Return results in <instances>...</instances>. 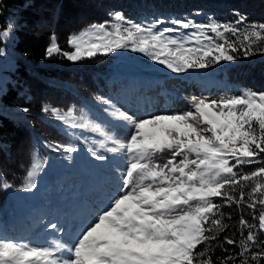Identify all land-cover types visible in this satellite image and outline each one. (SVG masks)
I'll use <instances>...</instances> for the list:
<instances>
[{
  "label": "snow or ice",
  "instance_id": "snow-or-ice-1",
  "mask_svg": "<svg viewBox=\"0 0 264 264\" xmlns=\"http://www.w3.org/2000/svg\"><path fill=\"white\" fill-rule=\"evenodd\" d=\"M108 16L110 19L69 34L71 51H62L53 34L45 57L60 54L76 62L98 53L130 49L179 73L204 68L209 63L231 62L238 48L247 57L253 45L264 42V22H253L242 30L239 25L246 17L239 13L235 21H218L212 16L205 23L173 18V27L163 26L161 19L136 22L120 11L109 12ZM181 29L192 31L181 33ZM229 33L236 39L232 40ZM8 35V29L0 30V36ZM255 50L264 52V47ZM98 99L112 106L110 115L127 130L121 137L99 124L93 125L92 130L102 139L98 147L88 145V151L98 160L105 159L98 150L101 148L126 155V166L119 176L122 186L117 185L108 202L82 222L71 242L32 246L0 238V264H213L207 255L210 250L197 248L215 239L207 233L227 227L220 218L222 204L244 203L253 210L254 219L257 204L264 206V167L244 174L236 171L237 166L257 162L264 154V91L243 89L219 99L193 97L189 110L146 112L139 117L121 111L109 99ZM42 111H51L65 125L78 126L71 107L62 112L45 105ZM79 126L88 127L89 122ZM52 147L57 150L60 146ZM62 147L67 153L75 151L70 144ZM164 151L171 156L162 165L154 163ZM41 166L33 163L25 189L35 187L34 176ZM246 181L254 182L247 200L243 190ZM3 187L11 185L5 182ZM237 187L239 198L235 195ZM215 198H221L222 204ZM239 224L248 229L247 236L239 242L240 251L236 256L218 257V264H234L237 256L241 257L240 264H260L264 260V248L251 251L248 258V242L257 241L253 228L264 232V210L259 212L258 226L248 224L243 217ZM47 227L61 231L58 223ZM225 241L229 245L236 243L228 237Z\"/></svg>",
  "mask_w": 264,
  "mask_h": 264
},
{
  "label": "trees",
  "instance_id": "trees-1",
  "mask_svg": "<svg viewBox=\"0 0 264 264\" xmlns=\"http://www.w3.org/2000/svg\"><path fill=\"white\" fill-rule=\"evenodd\" d=\"M120 11L127 19L136 22L151 23L161 19L165 27L173 18L191 19L196 23L207 22L212 16L218 21H235L239 13L246 17L239 27L243 30L253 22H264V0H0V30L9 28L13 35L10 43V54L13 66L8 71V79L0 91V230L11 226L13 209L7 199L6 182L17 189L26 182L27 172L38 157H55L62 150H53L52 145L63 146L69 142V136L57 124L66 126L55 119L51 111H42L48 105L61 111L69 107L74 109L77 123L102 119L113 111L111 105L103 103L98 97L115 101L138 98L143 92L136 89L151 88L153 85L163 86L167 78L175 81H188L206 72H215L221 85H234L240 90L252 89L264 91V52L256 51V47H264V42L253 45L251 55L245 57L243 50L232 53L236 59L209 63L204 68H190L174 74L170 69L163 71L162 79L139 78L128 71L121 72L119 58L114 54H97L92 58L81 61H69L60 54L45 57V48L54 34L62 51L70 46L67 37L93 22L110 19L109 12ZM160 27V26H157ZM192 29H181V33ZM180 34V33H175ZM174 35V34H173ZM209 35H214L209 33ZM232 40L236 37L228 34ZM2 39L0 36V45ZM178 75V76H177ZM198 82V81H195ZM193 83V82H192ZM199 89H207L209 83H194ZM178 91V90H177ZM149 95V94H148ZM123 98V99H121ZM28 108V112L22 109ZM91 127H74L76 135H89ZM264 154L259 161L252 164L237 166L240 174L248 173L257 167H264ZM72 174L60 172L37 193V198L48 203L53 198L48 195V185L59 188L64 180ZM57 182V184L55 183ZM254 186L253 181L244 182L245 199ZM239 187L235 195L239 198ZM215 202L222 204L221 198ZM264 206L257 204L256 218L253 210L242 203L223 205L220 217L227 227L221 231H213L207 235L215 236L206 243L198 246L197 251L208 248L207 253L213 264H218L217 258L227 255L236 256L240 251L239 242L246 237L247 228L239 224L243 217L248 224L258 226V215ZM257 236L255 244L248 242L251 251H260L264 245V232L258 227L253 228ZM29 232L25 229L23 234ZM1 234V233H0ZM17 234H10L9 239H16ZM225 237L236 241L229 245ZM257 245H260L259 247ZM241 257L236 258L234 264H240ZM228 264H233L229 261ZM264 264V260L260 262Z\"/></svg>",
  "mask_w": 264,
  "mask_h": 264
},
{
  "label": "rangeland",
  "instance_id": "rangeland-1",
  "mask_svg": "<svg viewBox=\"0 0 264 264\" xmlns=\"http://www.w3.org/2000/svg\"><path fill=\"white\" fill-rule=\"evenodd\" d=\"M5 29L9 30V35L1 36L0 91L8 79V71L13 66L10 54L13 35L9 28ZM71 50L70 46L67 51ZM112 54L119 58L118 64L121 72L128 71L131 75L142 79L157 77L160 80L163 77L161 73L168 69L143 53L133 52L130 49H117ZM186 79L188 81H175L167 78L168 82L163 81V86L138 87L136 91L143 92L141 96L128 98L127 102L117 100L115 101L116 108L126 111L133 117L142 116L146 112L160 114L166 110L186 111L191 108L193 97L219 99L238 94L241 91L234 85L215 87L220 84L215 72H206L197 78L187 76ZM194 83H209V87L201 90ZM79 124L77 123V125ZM95 124L101 125L110 132L118 133L121 137L127 130L120 126L111 115L102 119H94L88 127L92 128ZM57 126L69 136V142L65 145L74 146L75 151L67 153L61 146L59 149L62 151L55 157H38L35 163L42 166L34 176V188L25 189L26 182L17 189L6 188L7 199L13 209L11 221H9L12 224L0 230V238L9 239L8 236L14 232L17 234L16 241L29 243L32 246H51L55 241L71 242L82 222L86 218L90 219L91 214L98 207L108 202L110 196L117 191V185L122 186L119 176L126 166V155L108 153L101 148L98 150L101 155L105 156V159L98 160L88 151V145L98 147L97 142L102 139L99 133L91 129L89 135L79 137L76 135L74 127L61 126L60 124ZM109 146L111 145L109 144ZM170 156L169 151H164L158 154L153 162L162 165ZM60 172L72 174V179L64 180L59 188L49 184L48 195L45 196L50 194L53 200L43 203L41 199L37 198V193L46 182L58 177ZM55 183L57 184V182ZM49 223H58L61 231L56 232L49 229L47 227ZM27 228L29 232L23 234Z\"/></svg>",
  "mask_w": 264,
  "mask_h": 264
}]
</instances>
